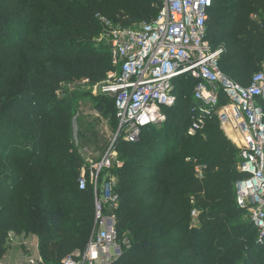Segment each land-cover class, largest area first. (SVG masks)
Masks as SVG:
<instances>
[{
    "label": "trees",
    "instance_id": "16d2710c",
    "mask_svg": "<svg viewBox=\"0 0 264 264\" xmlns=\"http://www.w3.org/2000/svg\"><path fill=\"white\" fill-rule=\"evenodd\" d=\"M160 8L159 0H0V259L11 232L36 236L45 264L86 248L95 195L90 183L79 186L87 164L73 140L74 105L57 91L76 80L95 85L115 70L109 47L97 45L105 30L98 15L135 26ZM207 39L223 48L222 72L247 86L264 62V0H213ZM194 84L177 79L166 120L136 142H114L119 205L105 213L116 215L130 247L111 264H264V237L236 200L235 183L246 176L240 149L217 118L188 134ZM95 99L118 126L114 98Z\"/></svg>",
    "mask_w": 264,
    "mask_h": 264
},
{
    "label": "built area",
    "instance_id": "2783aa9c",
    "mask_svg": "<svg viewBox=\"0 0 264 264\" xmlns=\"http://www.w3.org/2000/svg\"><path fill=\"white\" fill-rule=\"evenodd\" d=\"M161 8L151 22L123 26L99 16L104 32L97 38L111 51L115 70L95 84L113 96L118 133L125 141L136 142L144 128L165 121L164 107L177 101V79L195 80L189 135H196L208 120L217 118L225 135L240 149L238 169L246 176L235 183L238 207L244 210L264 237V62L247 86L227 77L219 59L222 47L213 48L207 39V21L213 0H159ZM110 146L99 164L85 167L79 177L80 188L91 179L95 195V225L84 250L77 249L63 258L62 264H111L129 248L119 237L116 215L105 207L117 209L118 151ZM197 166L198 175L203 176ZM105 176L102 178V175ZM192 216H198L196 210ZM31 264H45L31 259Z\"/></svg>",
    "mask_w": 264,
    "mask_h": 264
},
{
    "label": "rangeland",
    "instance_id": "374dc122",
    "mask_svg": "<svg viewBox=\"0 0 264 264\" xmlns=\"http://www.w3.org/2000/svg\"><path fill=\"white\" fill-rule=\"evenodd\" d=\"M99 46H105L104 43H98ZM61 97H67L74 105L75 116L73 118V140L75 146L79 147L87 164L86 170L88 175L91 173V167L99 164L102 158L113 142L121 136L118 133V126L111 124V118L107 117L109 107H104L103 112L98 109L99 102L95 99L101 95L113 98L110 94H103L100 88L90 85L87 80H76L69 83H63L57 91ZM107 101L104 100L106 104ZM166 120V119H165ZM164 122V121H163ZM163 122L157 123L162 124ZM109 145H108V144ZM108 145V146H107ZM115 147V144L113 145ZM119 161L122 163L121 157ZM105 176V174H104ZM103 176V177H104ZM91 183V179L89 180ZM197 217H193L194 225H198ZM245 220H250L247 213L244 215ZM127 238V237H126ZM130 242V241H129ZM19 250H12V259L0 261V264H31L30 260L38 259L37 252L30 250L31 245L22 246L20 242L14 244ZM22 246V249H21ZM41 256V255H40ZM7 262V263H6Z\"/></svg>",
    "mask_w": 264,
    "mask_h": 264
},
{
    "label": "crops",
    "instance_id": "0c3cea01",
    "mask_svg": "<svg viewBox=\"0 0 264 264\" xmlns=\"http://www.w3.org/2000/svg\"><path fill=\"white\" fill-rule=\"evenodd\" d=\"M18 242L21 243L22 246H28L31 245L30 250L32 249V252H37V255L40 253L39 252V244H38V239L36 236L34 235H20V236H16L13 232H11L9 234V242H8V252L5 254V256L0 259V261L2 260H8L11 258L12 259V253H13V249L14 250H19V248L15 247L14 244H17ZM21 246V249H22ZM29 248V246L27 247V249ZM40 256V254L38 255V257ZM37 258V257H34ZM6 262V263H7Z\"/></svg>",
    "mask_w": 264,
    "mask_h": 264
}]
</instances>
